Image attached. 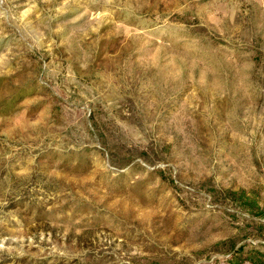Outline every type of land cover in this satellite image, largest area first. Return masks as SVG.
<instances>
[{
  "label": "rangeland",
  "instance_id": "rangeland-1",
  "mask_svg": "<svg viewBox=\"0 0 264 264\" xmlns=\"http://www.w3.org/2000/svg\"><path fill=\"white\" fill-rule=\"evenodd\" d=\"M0 264H264V0H0Z\"/></svg>",
  "mask_w": 264,
  "mask_h": 264
}]
</instances>
